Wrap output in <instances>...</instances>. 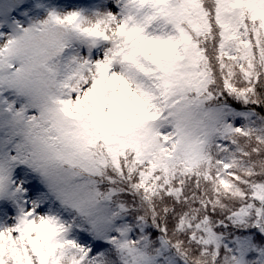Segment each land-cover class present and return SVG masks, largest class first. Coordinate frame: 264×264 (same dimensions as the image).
<instances>
[{
  "label": "snow or ice",
  "instance_id": "1",
  "mask_svg": "<svg viewBox=\"0 0 264 264\" xmlns=\"http://www.w3.org/2000/svg\"><path fill=\"white\" fill-rule=\"evenodd\" d=\"M0 264H264V0H0Z\"/></svg>",
  "mask_w": 264,
  "mask_h": 264
}]
</instances>
